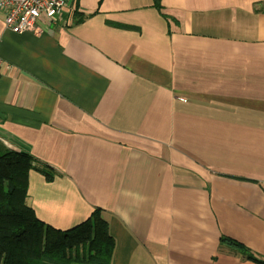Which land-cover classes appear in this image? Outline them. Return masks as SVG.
Returning a JSON list of instances; mask_svg holds the SVG:
<instances>
[{
    "label": "crops",
    "instance_id": "1",
    "mask_svg": "<svg viewBox=\"0 0 264 264\" xmlns=\"http://www.w3.org/2000/svg\"><path fill=\"white\" fill-rule=\"evenodd\" d=\"M0 10V153L61 230L100 208L109 264H264V0H66Z\"/></svg>",
    "mask_w": 264,
    "mask_h": 264
},
{
    "label": "trees",
    "instance_id": "2",
    "mask_svg": "<svg viewBox=\"0 0 264 264\" xmlns=\"http://www.w3.org/2000/svg\"><path fill=\"white\" fill-rule=\"evenodd\" d=\"M31 169L53 178L27 152L0 153V264H109L115 243L103 211L66 230L44 223L26 203Z\"/></svg>",
    "mask_w": 264,
    "mask_h": 264
},
{
    "label": "built area",
    "instance_id": "3",
    "mask_svg": "<svg viewBox=\"0 0 264 264\" xmlns=\"http://www.w3.org/2000/svg\"><path fill=\"white\" fill-rule=\"evenodd\" d=\"M66 0H0V10L4 13V26L14 33H40L38 18L52 23L62 14ZM7 68V62L0 58V74Z\"/></svg>",
    "mask_w": 264,
    "mask_h": 264
}]
</instances>
